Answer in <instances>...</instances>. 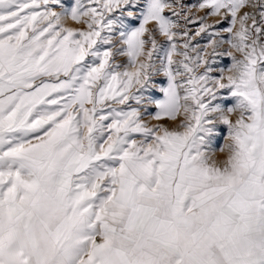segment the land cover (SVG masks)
I'll use <instances>...</instances> for the list:
<instances>
[{
	"label": "snow or ice",
	"instance_id": "obj_1",
	"mask_svg": "<svg viewBox=\"0 0 264 264\" xmlns=\"http://www.w3.org/2000/svg\"><path fill=\"white\" fill-rule=\"evenodd\" d=\"M0 264H264V0H0Z\"/></svg>",
	"mask_w": 264,
	"mask_h": 264
},
{
	"label": "rangeland",
	"instance_id": "obj_2",
	"mask_svg": "<svg viewBox=\"0 0 264 264\" xmlns=\"http://www.w3.org/2000/svg\"><path fill=\"white\" fill-rule=\"evenodd\" d=\"M220 144L223 143V138H221V140L219 141ZM223 154L221 153H217V158H222Z\"/></svg>",
	"mask_w": 264,
	"mask_h": 264
}]
</instances>
